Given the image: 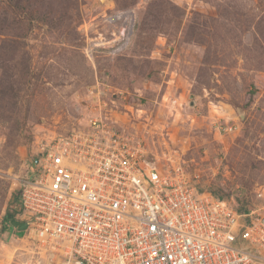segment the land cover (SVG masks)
<instances>
[{
    "label": "rangeland",
    "instance_id": "obj_1",
    "mask_svg": "<svg viewBox=\"0 0 264 264\" xmlns=\"http://www.w3.org/2000/svg\"><path fill=\"white\" fill-rule=\"evenodd\" d=\"M96 114L164 173L264 206V0H0V264H56L19 184L35 140Z\"/></svg>",
    "mask_w": 264,
    "mask_h": 264
},
{
    "label": "built area",
    "instance_id": "obj_2",
    "mask_svg": "<svg viewBox=\"0 0 264 264\" xmlns=\"http://www.w3.org/2000/svg\"><path fill=\"white\" fill-rule=\"evenodd\" d=\"M31 153L18 216L56 264H264V206L164 173L104 115Z\"/></svg>",
    "mask_w": 264,
    "mask_h": 264
},
{
    "label": "trees",
    "instance_id": "obj_3",
    "mask_svg": "<svg viewBox=\"0 0 264 264\" xmlns=\"http://www.w3.org/2000/svg\"><path fill=\"white\" fill-rule=\"evenodd\" d=\"M210 192H211L213 195L218 196V197H220V198H226V199H227V198H230V197H231V196H230V197H229V196L224 197V196H222V195H220V194H217V193H215V192H213V191H210ZM18 195H19V190H18ZM236 201H238V203H239V205H240L241 208L246 209L247 206H249V204H247V202H243V201L239 202L238 199H237ZM4 221H6V220H4ZM18 222H19L18 220H17V221H16V220H12V221H11L12 224H19V223L24 224V223L21 222V221H20L19 223H18ZM6 223H7V222H4V225H3L2 229H5V228L8 229V228H9V230H10V229H11V224H7V225H6ZM24 226H25V224H24ZM23 231H25V229H24Z\"/></svg>",
    "mask_w": 264,
    "mask_h": 264
}]
</instances>
